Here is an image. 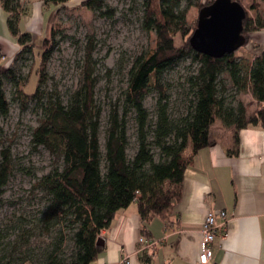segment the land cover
Here are the masks:
<instances>
[{"label":"trees","instance_id":"1","mask_svg":"<svg viewBox=\"0 0 264 264\" xmlns=\"http://www.w3.org/2000/svg\"><path fill=\"white\" fill-rule=\"evenodd\" d=\"M71 1L46 0L57 8ZM0 3L9 14V30L20 46L11 61L0 53V121L10 112L4 91V80H9L14 86V99L24 108L35 102L44 111L39 126L33 130L32 144L56 153L62 160L61 167L39 181L38 187L47 198L45 209L29 230L21 232L5 264H92L104 250L98 246L101 234L111 227L119 211L135 203L145 224L156 217L167 219L172 214L182 200L185 173L194 157L202 149L215 145L210 138L212 119L238 131L264 125V51L251 62L237 57L236 53L222 59L201 55L199 68L187 78L191 95L188 107L184 113H172L169 86L163 77L181 60L175 38L188 24L187 9L183 8V0H144L143 26L155 33L156 47L132 64L124 114L121 116L115 111L111 115L103 156L99 138L101 111L96 104L100 63L94 58L95 38L87 39L78 86L64 102L56 93L43 90L47 84V64L57 50L60 31L52 27L50 36L38 50L33 36L19 31L23 14L20 1ZM189 5L200 11L206 7L202 0ZM83 6L95 11L102 10L105 3L87 0ZM104 15L111 16V13ZM262 30L264 13L256 19L246 17L243 34L247 44L248 34ZM192 36L188 39L190 46ZM36 52L41 55L35 71L38 85L36 92L29 95L26 87L32 71L24 77L22 63ZM191 52L198 54L192 46ZM246 62L250 65L245 68ZM229 87L237 95H252L256 110L249 115L242 103L237 107L230 105ZM152 92L159 95L154 121L145 107ZM205 105L211 118L205 114ZM130 113L134 114L137 126L133 157L128 155ZM12 174L11 151L4 149L0 151V204ZM35 232L52 237L50 247L42 252L39 262L34 260L32 251L21 250L30 244ZM144 260L150 262L149 257Z\"/></svg>","mask_w":264,"mask_h":264},{"label":"rangeland","instance_id":"2","mask_svg":"<svg viewBox=\"0 0 264 264\" xmlns=\"http://www.w3.org/2000/svg\"><path fill=\"white\" fill-rule=\"evenodd\" d=\"M87 0H72L55 13L52 27L58 33L57 50L47 64V84L43 90L56 93L64 102L79 83L82 71V59L87 46L88 37L95 38V56L99 60V82L96 88V104L101 111L99 138L101 151L105 155V141L110 126L111 115L117 111L124 114L126 94L129 86V71L133 62L140 56L152 53L156 47L155 33L148 32L144 26V0H103L102 10L90 11L84 8ZM196 0H183V8L187 9V26L175 38V45L181 55L175 69L164 75V83L169 86L172 113H184L191 95L187 78L195 73L201 63V55L193 54L188 43L189 37L197 29L200 9L190 6ZM211 0H202L207 6ZM247 12V17L256 19L264 13V0H239ZM111 16H105V13ZM50 35L47 34L46 38ZM248 44L236 52V56L246 58L250 62L264 50V30L248 34ZM41 49L40 44H35ZM40 52L28 56L22 63L26 77L30 71L32 76L26 87V93L33 95L38 85L36 70L40 64ZM250 65L245 63V68ZM223 76L222 78H224ZM4 91L10 102V112L0 121V151L10 149L12 155L13 174L4 189L0 204V262L9 259L15 241L21 232L29 230L33 221L40 217L45 209L47 198L38 187L42 177L48 175L56 167L62 166L59 155L44 147L35 148L32 144V133L44 117V111L35 102L24 108L19 100L14 99V86L11 81L4 80ZM159 95L152 92L146 99L145 107L150 119L155 120V109ZM228 103L237 107L242 103L248 114L256 107L250 94H236L229 87ZM205 114L210 115L205 105ZM209 118H211L209 116ZM212 121V120H211ZM130 147L128 155L134 156L137 148L135 116L127 117ZM103 161V170H105ZM68 233V232H67ZM52 243V237L40 236L35 232L30 244L22 246L23 253L32 251L34 260L42 259V252Z\"/></svg>","mask_w":264,"mask_h":264},{"label":"crops","instance_id":"3","mask_svg":"<svg viewBox=\"0 0 264 264\" xmlns=\"http://www.w3.org/2000/svg\"><path fill=\"white\" fill-rule=\"evenodd\" d=\"M19 1V31L41 45L59 8L46 0ZM8 19L0 3V53L11 61L20 46ZM210 126L215 145L194 157L185 173L182 200L172 214L145 224L137 204L119 211L101 234L104 250L92 264H120L126 258L131 264H199L202 225L210 212L227 214L228 236L216 241L209 264H264V125L238 131L212 119ZM141 238L157 245H143Z\"/></svg>","mask_w":264,"mask_h":264},{"label":"water","instance_id":"4","mask_svg":"<svg viewBox=\"0 0 264 264\" xmlns=\"http://www.w3.org/2000/svg\"><path fill=\"white\" fill-rule=\"evenodd\" d=\"M247 12L243 5L233 0H215L199 14L197 29L191 38L192 49L213 59H222L247 45L243 34ZM98 246L104 247L100 238Z\"/></svg>","mask_w":264,"mask_h":264},{"label":"built area","instance_id":"5","mask_svg":"<svg viewBox=\"0 0 264 264\" xmlns=\"http://www.w3.org/2000/svg\"><path fill=\"white\" fill-rule=\"evenodd\" d=\"M220 220V222L218 221ZM226 223L227 214L225 212H210L206 216L202 225V242L201 253L199 256V264H209L213 258V246L218 239L226 240ZM140 243L146 246H156L157 243L151 240L140 239ZM120 264H131L126 258Z\"/></svg>","mask_w":264,"mask_h":264}]
</instances>
